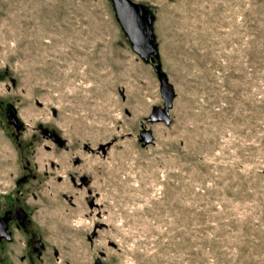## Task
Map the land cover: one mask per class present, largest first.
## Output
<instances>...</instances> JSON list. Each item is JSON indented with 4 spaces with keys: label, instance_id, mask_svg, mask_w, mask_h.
<instances>
[{
    "label": "rangeland",
    "instance_id": "rangeland-1",
    "mask_svg": "<svg viewBox=\"0 0 264 264\" xmlns=\"http://www.w3.org/2000/svg\"><path fill=\"white\" fill-rule=\"evenodd\" d=\"M134 1L174 87L168 123L147 119L157 74L112 1L0 0V214L30 204L42 264H264V0ZM26 159L38 180L18 185Z\"/></svg>",
    "mask_w": 264,
    "mask_h": 264
},
{
    "label": "flooded vegetation",
    "instance_id": "flooded-vegetation-1",
    "mask_svg": "<svg viewBox=\"0 0 264 264\" xmlns=\"http://www.w3.org/2000/svg\"><path fill=\"white\" fill-rule=\"evenodd\" d=\"M11 110L13 113L9 115ZM5 111L6 119H8L9 124L12 125L15 133L19 134L23 128V123L21 122L20 118H18L15 108L12 105H8ZM12 118L17 119V121L15 120V123L18 125L17 127L15 124H13L11 120ZM141 128L143 127L141 126ZM39 131L44 134L45 137L51 140L53 145L65 150L69 149L65 139L54 129L41 125ZM139 143H142V140H139ZM84 147L87 148V146ZM25 161L26 163L23 166L24 173L21 174V177L18 180V185L20 182L21 184L25 185L26 183H33L38 180V175L36 172H29L31 171L29 168L30 161L28 159ZM66 162H71V164H68L67 172L69 174V180L72 183H75V185L83 186L84 184H88L90 181V176H87V174L83 173H77V168L82 162L80 157L72 156L69 160H66ZM58 165L60 164L57 162L55 166ZM77 175H79L78 180H76ZM61 179V176H59L58 181H61ZM17 198L18 197L14 198L10 204V208H6L5 211L0 214V264H42V253L45 250V241L39 225L40 223L35 218H33L32 211L30 210V204H27L26 200ZM89 207H93L92 200L89 201ZM35 209L36 208H34V210ZM100 224L101 223H97L94 226V229L92 230L94 236L96 234L95 229L97 227H101ZM15 234H18L20 237L21 246L18 255L13 260L8 255L7 251L4 250V246L6 243L15 240ZM100 255L103 256V253H100ZM99 264H101V260Z\"/></svg>",
    "mask_w": 264,
    "mask_h": 264
},
{
    "label": "water",
    "instance_id": "water-1",
    "mask_svg": "<svg viewBox=\"0 0 264 264\" xmlns=\"http://www.w3.org/2000/svg\"><path fill=\"white\" fill-rule=\"evenodd\" d=\"M113 4L114 15L118 24L128 42L131 43L132 50L144 61H150L152 68L157 74L160 85V95L162 97V106H153L147 117L148 121L168 123L170 121L168 111L173 105L175 95L174 87L168 82L166 73L162 70L160 62L155 63L157 58V45L155 43V34L152 28L153 14L144 5L134 0H110ZM11 109V108H10ZM9 110V108H8ZM13 111L9 112V115ZM13 124L16 118L11 119ZM142 140L143 146L152 142L153 136L150 129L141 130L138 136ZM100 263V259L96 258V264Z\"/></svg>",
    "mask_w": 264,
    "mask_h": 264
},
{
    "label": "trees",
    "instance_id": "trees-1",
    "mask_svg": "<svg viewBox=\"0 0 264 264\" xmlns=\"http://www.w3.org/2000/svg\"><path fill=\"white\" fill-rule=\"evenodd\" d=\"M113 5V4H112ZM114 11V10H113ZM116 18V17H115ZM117 20V19H116ZM118 22V21H117ZM123 34H124V32H123ZM124 36H125V38L127 39V37H126V35L124 34ZM127 41H128V39H127Z\"/></svg>",
    "mask_w": 264,
    "mask_h": 264
}]
</instances>
